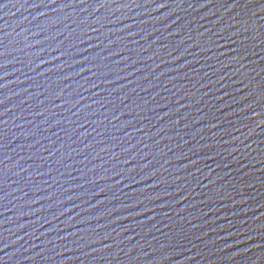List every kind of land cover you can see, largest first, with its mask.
I'll return each instance as SVG.
<instances>
[{
    "label": "water",
    "instance_id": "1",
    "mask_svg": "<svg viewBox=\"0 0 264 264\" xmlns=\"http://www.w3.org/2000/svg\"><path fill=\"white\" fill-rule=\"evenodd\" d=\"M264 0H0V264H264Z\"/></svg>",
    "mask_w": 264,
    "mask_h": 264
},
{
    "label": "snow or ice",
    "instance_id": "2",
    "mask_svg": "<svg viewBox=\"0 0 264 264\" xmlns=\"http://www.w3.org/2000/svg\"><path fill=\"white\" fill-rule=\"evenodd\" d=\"M261 9H262V11H264V5H261Z\"/></svg>",
    "mask_w": 264,
    "mask_h": 264
}]
</instances>
